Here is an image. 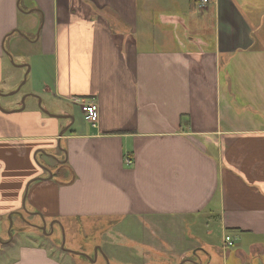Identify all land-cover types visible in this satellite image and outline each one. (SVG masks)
<instances>
[{
    "label": "crops",
    "instance_id": "obj_1",
    "mask_svg": "<svg viewBox=\"0 0 264 264\" xmlns=\"http://www.w3.org/2000/svg\"><path fill=\"white\" fill-rule=\"evenodd\" d=\"M84 218L147 230L126 264H264V0H0V264Z\"/></svg>",
    "mask_w": 264,
    "mask_h": 264
},
{
    "label": "rangeland",
    "instance_id": "obj_2",
    "mask_svg": "<svg viewBox=\"0 0 264 264\" xmlns=\"http://www.w3.org/2000/svg\"><path fill=\"white\" fill-rule=\"evenodd\" d=\"M128 221L130 222L125 223L123 221L119 225L120 227L117 225L112 228L113 225L111 227L108 226L107 218H84L72 225L65 223V225L61 226H51L48 223L47 229L43 231L44 234L47 232V235L58 245V252L61 249L66 254H69L66 256L67 264H126L124 258L129 259L128 255L130 253L125 252L123 248L124 241L127 247L130 238L142 240L149 237L147 230L137 226L138 223L135 219H128ZM167 223L166 226L168 227ZM9 230L11 231V228ZM15 230L13 229L14 233L17 232ZM182 231L184 237L189 235L185 230ZM1 237L8 239V232L4 231ZM158 239L162 240L159 237ZM63 243L64 247L62 246ZM97 248L99 250H97L96 254ZM234 248L232 247L231 249L234 250ZM70 250L82 252L85 255L69 252ZM132 253L136 255V250L132 249ZM189 257L194 260L196 257L194 251L189 253ZM193 262L200 264L199 261ZM185 264L192 263L186 262Z\"/></svg>",
    "mask_w": 264,
    "mask_h": 264
},
{
    "label": "built area",
    "instance_id": "obj_3",
    "mask_svg": "<svg viewBox=\"0 0 264 264\" xmlns=\"http://www.w3.org/2000/svg\"><path fill=\"white\" fill-rule=\"evenodd\" d=\"M208 0H203L207 2ZM81 109L84 113L86 120L93 126L97 125L99 122V105L94 100H85L81 103ZM227 245L230 247L234 244L230 236H226Z\"/></svg>",
    "mask_w": 264,
    "mask_h": 264
},
{
    "label": "water",
    "instance_id": "obj_4",
    "mask_svg": "<svg viewBox=\"0 0 264 264\" xmlns=\"http://www.w3.org/2000/svg\"><path fill=\"white\" fill-rule=\"evenodd\" d=\"M42 230H46V228L45 227H42ZM63 247H64V243H63V245H62ZM97 250H98V248L96 249V253H97ZM69 252H72V253H75V254H80V255H85L84 253H82V252H78V251H73V250H70Z\"/></svg>",
    "mask_w": 264,
    "mask_h": 264
},
{
    "label": "flooded vegetation",
    "instance_id": "obj_5",
    "mask_svg": "<svg viewBox=\"0 0 264 264\" xmlns=\"http://www.w3.org/2000/svg\"><path fill=\"white\" fill-rule=\"evenodd\" d=\"M98 250H99V248H98ZM97 254V253H96Z\"/></svg>",
    "mask_w": 264,
    "mask_h": 264
}]
</instances>
